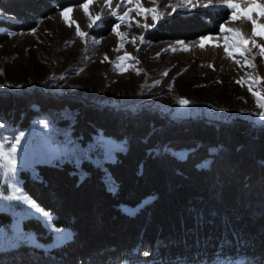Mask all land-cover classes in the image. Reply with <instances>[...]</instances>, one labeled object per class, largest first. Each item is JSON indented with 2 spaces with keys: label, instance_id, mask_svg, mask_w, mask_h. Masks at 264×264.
Here are the masks:
<instances>
[{
  "label": "trees",
  "instance_id": "1",
  "mask_svg": "<svg viewBox=\"0 0 264 264\" xmlns=\"http://www.w3.org/2000/svg\"><path fill=\"white\" fill-rule=\"evenodd\" d=\"M85 1L0 0L10 16L0 24L28 31ZM225 19L218 9L176 13L147 38L192 39L218 32ZM9 37L0 31V44ZM49 112L82 143L102 133L126 147L105 166L84 160V176L72 161L38 165V177L23 171L26 191L73 236L50 249L1 250L0 264H264V126L133 113L37 86L0 90V119L26 127ZM123 203L142 204L132 214Z\"/></svg>",
  "mask_w": 264,
  "mask_h": 264
},
{
  "label": "rangeland",
  "instance_id": "2",
  "mask_svg": "<svg viewBox=\"0 0 264 264\" xmlns=\"http://www.w3.org/2000/svg\"><path fill=\"white\" fill-rule=\"evenodd\" d=\"M234 2L239 5L236 9L239 18L235 20L231 19L232 10L217 4L216 0L206 8H178L173 12L170 16L218 9L226 16L221 24L225 29L240 30L239 33L221 32L220 26L216 33L192 39H148L147 33L158 23L145 12L154 7L152 0H139V9L135 0L133 3L125 0L119 9L121 0H111V7H105V0H92L88 13L91 17L102 16L92 27L88 26L89 15L80 7L83 3L41 18L28 31L12 30L0 24V31L10 35L0 44V90L37 86L50 92L77 94L133 113L149 109L175 120H215L226 124L242 118L264 126V117L259 115L264 110L257 106L256 97L249 91V83L254 82L253 91L264 96V56L252 44L254 39L256 45L264 46V35L254 37L251 20L244 18L251 16L256 21L257 33H264L261 27L264 9L260 7L264 0H255L250 6L248 0ZM176 3L178 0H156L155 6L166 18L172 12L168 5ZM67 8L72 11L65 20L61 12ZM130 8L128 17L123 21L118 19ZM114 9L117 16L111 15ZM0 18H10L1 7ZM145 23L155 27L145 29ZM77 25L86 35H77ZM116 25L119 27L114 31ZM239 36L243 37V48L250 51L233 45V39ZM226 45L231 56L225 52ZM245 57L250 64L245 62ZM165 72L167 75L162 74ZM180 99L189 103L181 105ZM20 133L23 136L14 154L15 171L6 172L0 161V251L20 245L50 249L69 240L73 228L60 225L57 214L26 191L22 172L31 171L38 177V165L72 161L84 176L87 174L84 160L105 166L106 160H115L117 150L125 149V141L98 133L93 140L82 143L58 122L55 112L40 114L26 127L0 119V143L5 145L4 151H10L14 137ZM108 184L115 189L112 183ZM16 197L35 201L42 212H36L24 199ZM141 204L121 206L124 211L135 214ZM44 211L50 215L45 217ZM35 219L47 230L38 231L32 222Z\"/></svg>",
  "mask_w": 264,
  "mask_h": 264
},
{
  "label": "snow or ice",
  "instance_id": "3",
  "mask_svg": "<svg viewBox=\"0 0 264 264\" xmlns=\"http://www.w3.org/2000/svg\"><path fill=\"white\" fill-rule=\"evenodd\" d=\"M125 2V0H121V4H118L117 5V9H119L122 4ZM127 3H133V0H126ZM153 4H154V7L150 8V9H146L145 12L150 14L151 15V19L152 21L154 22H160L164 19V13L163 12H160L158 11V7L155 6L156 5V0H152ZM92 3V0H86L85 3L81 4L80 7L83 8L84 12L86 15H89V18L91 20V23L88 25L89 27H92L93 24L96 23V21H99L102 19V16L101 15H96L95 17H91L90 14L88 13V6L89 4ZM216 3L217 4H222V5H225L227 8L231 9L232 10V16H231V19L235 20V19H238L239 16L238 14L236 13V9L239 7L238 3L234 2V0H216ZM255 3V0H248V4L249 6L251 4ZM135 5H136V8L139 9L141 7L140 3H139V0H135ZM210 5H212V0H178V3L176 4H169L168 7H170L172 9V12H169L167 15H171L173 12H176L178 8H195V7H209ZM105 7H111V0H105ZM260 7L262 9H264V4H261ZM72 11L71 8H67L65 9L63 12H61V17H63L65 20L68 19V13ZM132 11V9L130 8L128 10V12H125L123 14V16H118V19H120L121 21H123L126 17L129 16V13ZM138 14H141L138 12ZM111 15L113 16H117V10L114 9L111 13ZM245 19L247 20H251L252 24H253V36H257V35H264V33H257L256 31V21L251 17V16H245L244 17ZM144 28L147 29L149 27H155V24H151L149 25L148 23H145L144 25ZM119 25H116L115 28H114V31L116 28H118ZM261 27H264V25H261ZM237 32L239 33V29H225V27L223 25H221V32ZM118 35H121L120 33H117ZM77 35L79 36H84L86 35L84 32L80 31L79 29V26L77 25ZM204 38H202V41H203ZM142 40V38H141ZM178 43H183V42H178ZM252 44L258 48L261 49L260 51V55L261 56H264V46H260V45H256V42L255 40L253 39L252 40ZM233 45L235 47H239V48H243V37L242 36H239L237 38H234L233 39ZM201 47H203V43L201 42L200 44ZM243 51L245 52H248L250 51V49H247V48H243ZM225 52L228 54V55H232L231 52L228 51V47L227 45L225 46ZM118 59H123V57H118ZM245 62L246 63H251L250 61L247 60V58L245 57ZM237 63H239V61H237ZM253 67L255 65H252ZM117 67H119V65H117ZM163 75H167V73H162ZM158 83V82H157ZM237 83H240V81H237ZM253 83L254 82H250L249 83V91L252 93V95L254 97H256V103H257V106L264 110V96L260 95L258 92L256 91H253ZM179 103L181 105H187L189 103L188 100L186 99H180L179 100ZM260 116L264 117V111H261L259 113ZM23 136V133H20V136H17V137H14L15 139V143L11 145V148H10V151L6 152L4 151V148H5V145L3 143H0V161L3 162L2 166L3 168L5 169L6 172L8 173H12L15 171V157H14V154L16 152V146L19 144V141H20V137ZM11 198V197H10ZM16 199H24V201L29 204L32 208H34L36 210V212L40 213L42 212V209L36 204L35 201L27 198V197H16ZM43 215L45 217H48L50 214L46 211L43 212Z\"/></svg>",
  "mask_w": 264,
  "mask_h": 264
}]
</instances>
